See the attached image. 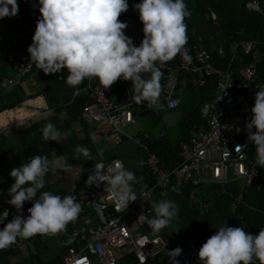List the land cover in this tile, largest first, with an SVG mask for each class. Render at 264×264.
Instances as JSON below:
<instances>
[{"label": "built area", "instance_id": "obj_1", "mask_svg": "<svg viewBox=\"0 0 264 264\" xmlns=\"http://www.w3.org/2000/svg\"><path fill=\"white\" fill-rule=\"evenodd\" d=\"M247 9L263 14L264 0L253 1L247 5ZM212 17L215 19L214 15ZM3 30L4 25L0 23V33ZM23 34L21 31L17 33L18 37ZM16 43L13 40L10 45ZM257 46H261L260 56L264 57V41L253 40L234 43L232 57L234 59L238 49L244 55H250ZM186 47L191 62L182 60L179 64L165 63L161 67L163 90L160 105L168 111L178 110L180 96L184 92H196L205 87L209 79H214V82L211 97L199 110L202 124L192 127L186 139L178 143L180 162L172 169H168L166 163L150 151V133L143 131L139 138H132L126 132L140 120L143 109H152L147 102L137 104L134 101L133 85L119 92L117 88L123 85L122 79L104 89L97 79L92 78L82 90L90 100V104L81 111V119L88 126L87 139L92 144L105 142L113 147L135 142L145 155L147 172L155 184L142 190L137 199L121 212L109 199L110 194L104 191L106 181L92 186L85 183L79 201L82 212L76 220L79 224L72 230L75 245L68 249L60 264H116L119 257L128 253L136 256L137 264H162L163 252L175 239L174 231L169 229L165 235L153 231L140 233L138 231L145 228L147 223L137 220L140 214L149 215L148 204L158 190H167L173 185L176 189L190 186L191 203L207 213L211 203L206 200L212 199L213 192L227 196L224 186L233 185L235 192L229 206L232 215L239 208L247 207L245 198L251 191H264V168L256 164V146L248 140L249 132L245 127L252 118L255 94L261 85L257 65L252 62L233 67L230 63L225 68L221 67L217 58L224 56V48L222 45L206 46L202 37L193 44L187 43ZM12 70V75L2 80L5 92L12 91L21 80L40 69L30 63L29 56H19ZM39 99L45 101L43 96L32 100ZM29 102L17 106L31 112L29 117L17 124L41 117L44 106ZM251 131L254 133L256 130L253 128ZM237 146H240V151H237ZM117 161L123 162L120 159L104 161L101 152L99 159L87 167V179L94 174L95 164L103 165L104 170L100 171L107 174ZM128 222H133L138 231H131ZM187 248L185 257H198L200 247L194 240L188 242Z\"/></svg>", "mask_w": 264, "mask_h": 264}, {"label": "clouds", "instance_id": "obj_2", "mask_svg": "<svg viewBox=\"0 0 264 264\" xmlns=\"http://www.w3.org/2000/svg\"><path fill=\"white\" fill-rule=\"evenodd\" d=\"M37 3L40 18L27 48L30 63L45 74L67 70L66 84L70 87L77 88L86 78H95L107 89L123 79L134 86L133 98L137 104L147 102L148 107L158 109L163 90L161 67L178 54L183 61L191 62L185 23L191 13L185 0H140L133 5L143 25L144 36L139 46L125 34L127 23L118 19L128 10V0H37ZM18 11L17 0H0V19L15 17ZM251 113L252 118L245 126L248 140L256 146V164L264 168V85L256 91ZM47 115L40 114L41 118ZM41 132L43 139L52 142H58L61 137L52 122ZM75 152L77 158L92 160L91 150L86 146H77ZM62 159L60 155L53 162L47 155H35L10 171L14 183L8 189L11 198L7 203L19 213L25 202H34L27 209V217L17 214L0 229V250L11 247L18 238L58 234L78 219L82 205L75 195L61 197L51 191H41L53 164L59 166ZM69 167L66 165L65 170ZM101 169L104 170L103 165L95 164V172L86 184L92 186L106 181L104 191L110 194L109 199L117 209L124 212L137 199L134 185L143 178H138L121 161L109 168L107 174L101 173ZM153 209L154 215L140 214L137 218L153 232L170 226L179 214L178 205L167 199L154 201ZM8 215V210L0 212V224ZM217 229L198 251L200 264H253L254 260L264 264V228L252 234L242 226L230 227L223 223ZM182 251L180 247L168 251L169 264H179L176 258Z\"/></svg>", "mask_w": 264, "mask_h": 264}, {"label": "trees", "instance_id": "obj_3", "mask_svg": "<svg viewBox=\"0 0 264 264\" xmlns=\"http://www.w3.org/2000/svg\"><path fill=\"white\" fill-rule=\"evenodd\" d=\"M255 0H185L187 8L191 15L186 18L187 24V43H194L199 37H202L206 46L222 45L225 54L218 59V64L225 68L231 63L233 67L241 64L248 65L255 63L259 82L264 85L262 74L264 72V57L260 56L261 46H257L254 53L244 55L238 49L236 56L232 57V48L234 43L241 40L264 41V9L263 14H258L247 9V5ZM140 0H128L129 8L118 18L120 21L127 23L125 34L133 40L135 46H139L143 39V25L139 20V15L133 5ZM19 5L18 14L15 17H5L0 19L4 25V30L0 33V82L12 75V66L19 56H29L27 48L32 43V37L36 29V23L40 18L39 5L37 0H17ZM212 15L215 16L213 19ZM18 31L24 32L22 37H18ZM17 43L11 46V42ZM30 57V56H29ZM183 59L178 54L173 60L166 62L169 65L179 64ZM67 70L57 74H45L42 70L34 71L26 78L21 80L10 92L3 93L0 90V113L5 109L16 108L19 104L43 96L50 106L53 115L51 121L58 124L62 118L64 109L66 110L69 102L75 101L81 111L90 104L86 93L82 90L87 85L89 79H85L77 88L70 87L66 84ZM186 78L185 75H183ZM189 77V76H188ZM31 80V85L27 80ZM119 80V79H118ZM117 80V81H118ZM123 80V79H122ZM116 81V82H117ZM214 79H209L207 85L196 92L189 91V105L181 103L180 109L184 112L179 121V132L177 138L173 139L169 135L159 137L157 140H150L149 149L163 160L168 169L176 167L180 162L178 143L185 140L188 131L194 126L202 124L200 119V107L208 101L213 90ZM131 81L123 80V85L118 86L120 92L124 88L131 86ZM167 109L160 106L158 109H143L141 117L150 119L152 126H159L163 123ZM48 121L40 119L30 122V124L16 134L20 143V155L25 159H31L35 155H47L52 161L51 155L56 152L57 142L45 140L42 137L41 129ZM152 139V137H151ZM143 160L142 189L152 187L155 184L154 179L148 174L145 165V155L138 148ZM57 174L54 169L46 175V184L48 180ZM81 183L70 190L60 189L53 194L61 197L72 194L79 201V191ZM59 187V185H56ZM191 187L185 186L182 189H176L175 186L167 190H158L155 198L149 202V215H154L153 202L160 200H172L178 205L179 214L172 221L170 226L163 228L160 232L165 235L166 231L172 229L175 239L172 241L173 249L180 247L183 251L176 259L179 264H200L197 258L185 257L187 253L188 242L194 240L201 248L202 245L222 226L243 227L247 232L257 234L261 228H264V191L256 192L255 190L245 198L247 207L239 208L235 215L230 212L231 196L235 192L233 185L224 186L228 195H221L220 192H213L210 202V210L206 213L190 201ZM178 190V191H177ZM215 190V188L213 189ZM60 193V194H58ZM9 215L3 224L2 229L14 216L13 211H8ZM79 222H70L65 231L51 235H37L35 239L18 238L17 242L11 247L0 250V264H60L68 249L75 245L72 238V230ZM179 229L178 231H176ZM143 231L149 234L152 230L146 224ZM44 236V238H42ZM53 240L51 246L56 248V254L50 258H45L49 250L48 240ZM61 240V243H55ZM33 243L32 250L28 243ZM28 246V247H27ZM24 247H26L24 249ZM20 256V257H19ZM162 264H169L167 255L162 254ZM19 258V259H18ZM116 264H137L136 256L133 253L125 254L118 258ZM253 264H259L254 260Z\"/></svg>", "mask_w": 264, "mask_h": 264}, {"label": "crops", "instance_id": "obj_4", "mask_svg": "<svg viewBox=\"0 0 264 264\" xmlns=\"http://www.w3.org/2000/svg\"><path fill=\"white\" fill-rule=\"evenodd\" d=\"M27 83L28 84L30 83L29 85H31V80L30 79L27 80ZM0 90H2L3 93H6L2 88V81L0 82ZM28 101H30V103L33 104L41 101L42 105L44 106V108L42 109L43 113H48L47 117L46 118L39 117L37 119L28 122H22L17 124L16 122L29 116V113L23 112L18 109L19 113L22 114L21 115L22 117L20 119L14 122L9 121L8 123L4 124L3 123L4 117L0 118V128L3 127L0 130V212H3L4 210H8V211L11 210L14 213L13 216L19 214L24 217H27L28 215L27 209L32 206V203L34 201L25 202L22 210H20L19 213L13 206L7 203V201L11 198L8 196L9 195L8 189L14 183V178L10 177L9 175L10 171L14 167H19L22 163H26L27 161L30 160V159H25L20 155V143L18 141L16 134L18 133L19 130L28 126L30 122L37 121L40 119H45L48 122H52L50 119L51 116L53 115L50 106L48 105L47 102L45 103L46 100L43 101V99H39L37 101H33V100H28ZM0 106H1V102H0ZM15 109L17 108L14 107L8 110L6 113H1L0 116H3ZM142 119L144 118L141 117V120ZM10 123H16V124H10ZM57 123L58 124L56 123L54 124L61 132V137L57 142L58 149L56 152L52 153L51 159L53 162H56L58 156L60 155H62L64 159L59 160L58 162L59 166H56L55 163L53 164L54 172L57 171V174H55L48 180V184H45L44 189H42L41 191L59 192L61 188L65 190H70L76 187L77 184L81 183L80 185L82 189L81 191H79V197H80L79 201H80L83 196L85 183L87 181V176H86L87 167L99 159L101 152L105 156V153L106 151H108L110 144L102 142V145H100L101 147L96 148V146L99 145H97V143L92 144L87 139L88 126L86 122H84L81 119V109L77 104H75V101H72V103L69 102L67 109L66 110L64 109L62 113L61 120ZM143 131H147V130L139 129L137 131L138 138H139V134ZM150 135H151L150 137H152V139H150L151 141L157 140L162 135L165 136L164 134L158 136H153V134ZM77 146L88 147L91 150L92 160L87 161L83 157L77 158V153L75 152V148ZM118 149L120 156L113 158L108 156L109 160L112 159L122 160L128 170L134 171L136 176L138 178H141L143 174V160L141 159V153L139 152L136 143L131 141L121 145L120 147H118ZM105 158L106 157H104V161ZM141 161L142 163H140ZM66 165L70 166L68 170H65ZM56 185H59V187H57ZM38 195L39 193L37 194V197ZM35 199L36 197H34V200ZM31 239L34 240L35 237ZM54 240L56 241V239ZM52 241L50 240L51 244ZM30 244L33 245V243L31 242L28 243V246ZM51 247H54V245H52Z\"/></svg>", "mask_w": 264, "mask_h": 264}, {"label": "rangeland", "instance_id": "obj_5", "mask_svg": "<svg viewBox=\"0 0 264 264\" xmlns=\"http://www.w3.org/2000/svg\"><path fill=\"white\" fill-rule=\"evenodd\" d=\"M188 94H189V91H186L180 96L181 103L186 105V106L189 105V101H190ZM35 104L42 105L41 101H39L38 103H35ZM183 113L184 112L180 108L178 110L167 111V113L164 116L163 123L159 126H152L150 119L148 117H147V120H146V118H144L142 120L140 118V120L136 123V125L127 129L126 132L129 135H131L132 138H138L137 137V131L139 129H145V130H147L146 132L149 131V133L153 134V136H158V135L164 134V135H169L173 139L174 138L176 139L178 132H179V121L181 120ZM147 121H148V123H147ZM97 145H99V146H96V148L101 147L100 145H102V142L97 143ZM108 156L111 158L119 157L120 154H119L118 147H113V145H109V149H108V151H106L105 156H104L107 158V159L105 158L106 162L109 160ZM134 189H135L137 195H139L143 190L141 183L134 185ZM127 225H129V229L131 231H138V229H136V227L134 226L133 222H130V223L128 222ZM138 232L145 233L143 231V229L142 230L140 229ZM42 238H44V236H42ZM56 241L58 244L61 243V240H59V241L56 240ZM49 243H50V239L47 241V245L49 246V250L45 254V256H44L45 258H47V257L50 258L56 254V248L51 247V245ZM29 246L31 247L32 250L34 249L33 245L30 244ZM25 248L26 247H24V249ZM172 249H173V245L171 244L167 249H165V251L163 252V255L165 256V254Z\"/></svg>", "mask_w": 264, "mask_h": 264}, {"label": "bare ground", "instance_id": "obj_6", "mask_svg": "<svg viewBox=\"0 0 264 264\" xmlns=\"http://www.w3.org/2000/svg\"><path fill=\"white\" fill-rule=\"evenodd\" d=\"M30 103V102H29ZM31 104H33V103H31ZM17 109H15V110H13V111H11V112H8L7 114H5V115H3V116H0V118H2V117H4L3 118V123L5 124V123H8L9 121H12V122H14V121H16V120H18V119H20L22 116V114L21 113H19V110H21L19 107H16ZM19 109V110H18ZM21 111H23V112H27V113H29V115H30V111H27V110H21ZM29 117V116H28Z\"/></svg>", "mask_w": 264, "mask_h": 264}]
</instances>
